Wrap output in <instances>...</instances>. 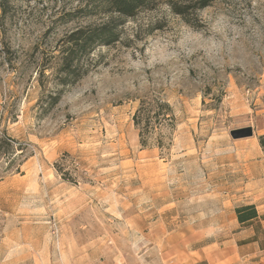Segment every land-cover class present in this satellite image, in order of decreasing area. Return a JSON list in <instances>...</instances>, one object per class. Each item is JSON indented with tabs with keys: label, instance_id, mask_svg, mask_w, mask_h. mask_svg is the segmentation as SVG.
Wrapping results in <instances>:
<instances>
[{
	"label": "rangeland",
	"instance_id": "obj_1",
	"mask_svg": "<svg viewBox=\"0 0 264 264\" xmlns=\"http://www.w3.org/2000/svg\"><path fill=\"white\" fill-rule=\"evenodd\" d=\"M108 3L0 0V132L26 145L0 160V264H159L163 239H223L264 198V0ZM220 14L219 56L189 51ZM108 23L64 73L72 35Z\"/></svg>",
	"mask_w": 264,
	"mask_h": 264
},
{
	"label": "crops",
	"instance_id": "obj_2",
	"mask_svg": "<svg viewBox=\"0 0 264 264\" xmlns=\"http://www.w3.org/2000/svg\"><path fill=\"white\" fill-rule=\"evenodd\" d=\"M255 201L256 196L241 200L240 205L252 204L254 206L256 216L240 222L233 211L232 229L223 239L198 243L197 246L187 248L186 244L190 241H200L195 240L197 238L191 240V235H187L185 237L188 240H183L185 241L184 249H176L180 256H177L178 253L169 251L173 241H169L168 238L163 239L160 242L162 245L160 252H164L165 255L157 258L158 263L172 258H177V261L180 257L177 264H264V198L261 202L256 203Z\"/></svg>",
	"mask_w": 264,
	"mask_h": 264
},
{
	"label": "trees",
	"instance_id": "obj_3",
	"mask_svg": "<svg viewBox=\"0 0 264 264\" xmlns=\"http://www.w3.org/2000/svg\"><path fill=\"white\" fill-rule=\"evenodd\" d=\"M152 4H154V0H109L107 8L103 9L106 10L111 8L125 16H133L142 8H149ZM113 27L112 23H108L101 25L99 28L88 29L86 31L80 30L73 34L72 36L74 42L70 47L71 53L63 59L66 63L61 70L64 73H69L73 72V69L77 67V63L73 62L72 55L74 53H77L75 55L87 54L100 41L106 43L108 41L116 40L118 31H116ZM259 140L260 144L264 147V135L260 136ZM142 144H144L143 141ZM25 152V144L16 141L7 135L5 131L0 132V160L2 159L5 161V169H10L15 166L16 170H18L20 162L17 161L23 158ZM234 211L238 221L240 222L256 216V211L252 204L236 206Z\"/></svg>",
	"mask_w": 264,
	"mask_h": 264
},
{
	"label": "clouds",
	"instance_id": "obj_4",
	"mask_svg": "<svg viewBox=\"0 0 264 264\" xmlns=\"http://www.w3.org/2000/svg\"><path fill=\"white\" fill-rule=\"evenodd\" d=\"M209 31L212 34L209 37H205L202 32L193 31L191 33V39L196 42L195 47H191L188 50L194 51L200 49L203 55L211 60L219 56L229 31L235 32V27L232 25L228 16L220 14L209 22ZM205 40L207 41L206 45L199 43ZM154 58H158V56Z\"/></svg>",
	"mask_w": 264,
	"mask_h": 264
},
{
	"label": "water",
	"instance_id": "obj_5",
	"mask_svg": "<svg viewBox=\"0 0 264 264\" xmlns=\"http://www.w3.org/2000/svg\"><path fill=\"white\" fill-rule=\"evenodd\" d=\"M235 133H243L244 135H250L252 133V130L250 127H247V128L237 130Z\"/></svg>",
	"mask_w": 264,
	"mask_h": 264
}]
</instances>
